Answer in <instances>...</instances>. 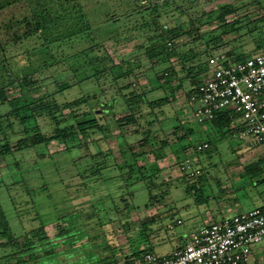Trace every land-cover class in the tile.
Instances as JSON below:
<instances>
[{
  "label": "rangeland",
  "instance_id": "1",
  "mask_svg": "<svg viewBox=\"0 0 264 264\" xmlns=\"http://www.w3.org/2000/svg\"><path fill=\"white\" fill-rule=\"evenodd\" d=\"M141 1L136 5L133 0H26L0 11V40L8 43V56L21 53L20 46L12 48L9 43L13 34L23 32V27H10L9 20L41 8L49 12L46 24L52 26V34H67L76 24L71 20L85 13L92 25L98 26L99 36L91 47L87 44L68 52L72 43H55V47L59 44L56 56L66 59L51 62L44 70L39 69L43 62L36 59L39 54L33 58H21V54L10 60L13 74H30L40 84L30 90L14 84L7 90L8 97L55 100L60 128L70 127L73 135L65 143L18 150L16 144L26 134L40 131L49 136L54 132L55 123L46 114L24 124L11 117L12 128L0 133V146H10L7 154L0 155V213L6 218L3 227L7 225L6 240L10 242L7 249L0 248V257L22 249L17 243L33 240L26 237L27 232L44 225L61 264L74 262L77 256L83 258L79 264H95L101 255L96 252L98 245L90 243L89 238L97 232L104 233L109 246L114 247L118 264H139L142 259L134 254V248L168 256L187 242L192 231L237 212L264 207V187H254L256 179L246 171L264 155L255 138L234 137L232 133L239 130L236 121L238 130L224 137L211 123H196L187 96L190 82L206 77L197 71L203 69L207 53H227L231 57L245 54L249 58L264 51V0H166L167 5L160 4L156 15L144 20L139 18L138 9L152 1ZM227 5L234 13L219 20L220 9ZM113 10L120 20L104 22L105 11ZM58 23L63 26L56 30L53 25ZM173 27L199 28L195 41L183 36L175 40L171 51L167 50L190 55L185 66L180 57L165 61L162 56H153L149 61V45H159L157 35ZM256 32L262 37L253 38ZM84 49L86 53L74 57ZM62 50L66 52L62 54ZM99 59L106 60V72L93 78L89 62ZM120 62H128L133 73L124 78L116 69L113 83L114 77L107 70ZM167 68L177 70L181 77L191 70L193 78L182 81L181 88L173 87L169 105L152 110L140 104L134 109L133 121L119 124L118 119L132 112L126 108L130 94H145L151 100L164 95L156 75ZM65 83L70 87L60 91L59 85ZM84 98L86 104L75 111L69 109L70 103ZM100 103L111 104L108 114L98 111ZM90 110L97 114L103 130L83 135L76 130L73 116ZM8 112L6 105L0 104V114ZM203 141L211 142L209 151L194 154L193 146ZM186 156L202 171L192 181L178 171V161ZM102 164L104 169L94 175ZM198 196L205 203H198ZM92 212L96 216L90 218L87 214ZM145 217L154 221L146 230L149 241L130 244L122 223L129 220L135 231ZM56 222L68 229L66 238H55ZM254 250L248 264H264V240ZM88 255L93 260L86 259Z\"/></svg>",
  "mask_w": 264,
  "mask_h": 264
},
{
  "label": "trees",
  "instance_id": "2",
  "mask_svg": "<svg viewBox=\"0 0 264 264\" xmlns=\"http://www.w3.org/2000/svg\"><path fill=\"white\" fill-rule=\"evenodd\" d=\"M26 1V0H0V11L3 9H6L10 6H13L15 4H18L19 2ZM57 1H63V0H57ZM65 1V0H64ZM146 1V0H145ZM166 1V0H165ZM165 1L162 4V6L167 5ZM133 3L138 5L142 4L141 0H133ZM258 4V2H255ZM254 3V4H255ZM253 4V5H254ZM43 5V4H41ZM160 4H156L151 2V4L145 8L138 9L139 18L144 20L149 16L156 15L158 12ZM133 10L135 8L132 7ZM111 10V9H109ZM234 13V10L230 6H224L220 9V13L218 16L219 20H223L225 17L232 15ZM49 16L48 10L45 8H41L40 11H32L28 15H25L21 17L20 19H11L9 20L10 27L14 26L17 29L23 27V32L21 34L15 33L11 36V42L9 43L12 48L20 46L21 53L15 54V55H7V44H3L0 40V104L6 105L7 109L9 110L8 114L1 115L0 114V133H2L6 127L9 129L12 128V124L9 122L11 117L18 120V123L24 124L30 119H36L38 116H42L43 114H46L55 124L54 132L49 136H44L40 131H35L32 135L26 134L24 138H21L16 146L18 150H21L23 148H30V147H36L39 145H48L50 143H65L69 140L70 137H72V131L71 128H60V125L57 122V114L59 113V107L55 100L48 101V102H42V100H35L34 98H25V97H16V98H9L7 94V90L14 84H18L20 88H24L25 90H30L32 88H35L37 85L39 86V82L37 80L32 79V75L25 74L17 76L16 74H13L12 68L10 66V60L12 57L15 58L17 55H21V58H33L36 57L34 55L39 54L41 56H37L36 59H42V64L40 66V70H44L45 68H49L51 65V62H57L61 59H66V56H56L59 53V44L57 47H55V43H72L71 49H68V51H72L74 49H77L84 45H93L96 43V40L99 39L98 37V31L97 27L95 25H92V22L87 17V14L85 13H79L75 16L74 20H71V23L73 24V27H69L70 30L68 33H55L52 34V26H48L46 24V17ZM105 21L108 23L118 22L120 20L119 17H117V13L113 10V12H107L105 11L104 14ZM261 19V18H260ZM236 24L238 22H235ZM63 26V25H62ZM60 26V23L53 25V27L57 30ZM53 28V30H54ZM197 29H188L184 30L181 27H173L170 29H163L160 34L157 35L158 44L152 43L149 45L148 52L146 53L147 59L150 61L153 56H162L165 58V61L170 60L172 57L178 58L180 57V60L183 63V67L185 66V62L188 60L190 55L188 56L186 52L183 54L176 52V53H168L167 50L171 51L172 47H174V42L176 39L187 36L188 38L195 41L197 39L198 30ZM58 32V31H57ZM262 37L261 32H256L255 35H253V38H260ZM171 44V46H168V44ZM27 45V46H26ZM21 46L22 47L21 49ZM62 49V47H60ZM53 49V50H52ZM65 49V48H64ZM87 49L82 50L81 52L74 53V57H77L79 53H86ZM66 50H62V54H64ZM55 53V54H54ZM23 54L26 56H23ZM61 54V55H62ZM227 56L231 57L229 54L225 53ZM211 53H207V57L205 60V64L203 69H200L198 74L204 73L207 74L208 68H207V59L211 56ZM247 55L242 54L237 57H232L238 60H244ZM68 57V56H67ZM195 57V56H193ZM49 58L50 61H46L45 59ZM27 59V58H26ZM96 63L89 62L91 65L89 68L92 69V74L90 75L93 78H97L104 72H106L105 63L106 60H98ZM103 65V66H100ZM193 66V65H192ZM191 66V67H192ZM114 68H108V72L112 73L114 79L113 83L115 82V74L114 71L116 69L119 70L120 77L129 78L132 76L133 68L128 62H120L117 66H112ZM84 68V69H89ZM189 69V68H188ZM167 70V71H165ZM164 72L161 74H157L156 78L160 83V88L162 91H164V95L156 98V99H147L145 94H139V95H131L130 98L127 99V107L128 109H131V114L129 116H124L117 120L119 124L122 123H128L134 120V109L138 107L140 104L146 105V107L154 110L159 109L164 106L169 105L170 98L173 94V87L181 88L182 81L187 80L189 78H193V73L191 70H187L184 77L179 76V73L177 70L173 68H167ZM84 71V70H82ZM76 74V71H74ZM89 76V77H90ZM203 81V80H202ZM201 80H198L197 82H193V80L190 82V88L187 90V96L189 97L192 93L195 92L197 86L200 84ZM174 84V85H173ZM135 86V84H133ZM70 85L65 83L59 85L60 91H64L65 89L69 88ZM102 90V88H100ZM87 100L84 99H77L70 103L68 105L69 109L71 111H75L77 108H79L81 105L86 104ZM99 112L103 114H108L111 104L105 105L103 103H100ZM24 113H28V116H24ZM97 114L93 112L92 110L87 111L86 113L82 114H76L73 116V119L76 123V130L79 131L81 134L86 135V133L90 130L98 129L103 130L101 126H99L98 121L96 119ZM237 119V116H235L231 112H222L219 113L216 118L211 121L210 123L213 125V127L217 130L218 134L221 137H224L227 135V133H232L235 130L242 131L244 128L242 125H239L237 128L235 125V121ZM7 122L8 124L6 126H3L2 123ZM189 133H191V130H188ZM234 133V132H233ZM232 133V134H233ZM236 133V132H235ZM204 142V141H203ZM210 142V141H209ZM202 143V142H200ZM211 143V142H210ZM165 145V144H163ZM166 146V145H165ZM194 147V146H193ZM10 151V146L6 143L0 146V155H5ZM209 151V150H206ZM203 151V152H206ZM203 152H199L196 154H201ZM85 155V154H84ZM196 158H194L195 160ZM181 161H178L177 166L181 164ZM104 164L98 165L96 171L94 172V175L100 174L101 170L104 169ZM246 171L251 173L252 177H255V181L253 183V186L256 188H263L264 187V155L263 157L256 161L255 163L249 165L246 167ZM138 175V174H137ZM182 175V174H181ZM202 175V174H201ZM143 177H146V175H142ZM186 180L188 179L185 175H182ZM200 177V176H199ZM197 177V178H199ZM189 179V180H194ZM198 203H205L203 198L197 197ZM264 210V207L260 208ZM96 212H92L87 214L90 218L95 217ZM215 222V221H212ZM6 223V218L4 214L0 213V248L1 249H7L10 243L6 240V236L8 234L7 225L3 227V224ZM154 224L153 219L149 217H145L144 220L139 223V229L136 228L135 231L131 230V225L129 223V220H124L122 223L124 232L128 238V242L130 244H133V242L137 241L140 243L141 239L142 241H149V237L146 235V230H148L152 225ZM53 225L56 227L55 229V238L57 239H64L66 238V234L68 232V229L64 228V226L60 225L59 222L53 223ZM44 225H40V227L32 229L27 232L26 237L30 236L33 240H29L26 238V240L21 241L20 243H17L18 246H22V249H19V251H14L11 253H6L3 256L0 257V264H61L63 263L62 260H59L58 254L56 253V249L53 247L51 240L47 237V234L43 230ZM101 230V229H100ZM70 231V230H69ZM77 230L74 231V233ZM139 231V232H137ZM136 233V234H135ZM95 236H92L89 238V242L92 244H97L96 246V252L100 253V258L97 259V262L95 264H118V260L114 256V247L109 246L105 234L101 232H97L96 234H93ZM136 235V237H134ZM70 236H72L70 234ZM103 238V242L100 241V239ZM105 238V239H104ZM105 240V241H104ZM13 243V241H11ZM186 244V243H185ZM184 244V245H185ZM183 245V246H184ZM179 247L177 249L183 248ZM135 249V255H138L143 259V256L146 253H152L150 250H137ZM176 249V250H177ZM32 250V252H31ZM17 254L20 256L16 258ZM85 258V257H84ZM93 260L90 255H88V258ZM77 260L78 262H75ZM83 260L81 257H76L74 259V262L67 263V264H79ZM80 261V262H79Z\"/></svg>",
  "mask_w": 264,
  "mask_h": 264
},
{
  "label": "built area",
  "instance_id": "3",
  "mask_svg": "<svg viewBox=\"0 0 264 264\" xmlns=\"http://www.w3.org/2000/svg\"><path fill=\"white\" fill-rule=\"evenodd\" d=\"M151 1L161 4L165 0ZM206 64V77L188 97L193 120L206 124L219 113L231 112L244 128L233 136L239 140L254 137L264 152V51L244 60L215 53ZM210 148L211 143L204 141L193 147V153ZM178 169L188 179L202 174L190 156ZM263 240L264 210L255 208L208 223L192 231L183 248L162 257L146 253L139 264H248L254 247Z\"/></svg>",
  "mask_w": 264,
  "mask_h": 264
}]
</instances>
